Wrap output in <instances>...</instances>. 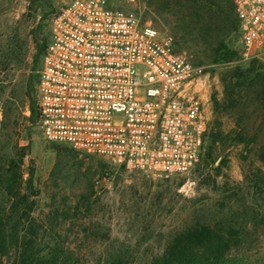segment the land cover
<instances>
[{
    "label": "rangeland",
    "instance_id": "374dc122",
    "mask_svg": "<svg viewBox=\"0 0 264 264\" xmlns=\"http://www.w3.org/2000/svg\"><path fill=\"white\" fill-rule=\"evenodd\" d=\"M69 0H0V215L11 199L6 168L33 169L31 225L9 264H160L168 248L206 231L229 235L220 264H264V60L244 58L230 0H108L168 32L203 81L208 131L195 167L168 178L46 141L30 100L51 13ZM20 46V51L15 50ZM204 256V255H202Z\"/></svg>",
    "mask_w": 264,
    "mask_h": 264
},
{
    "label": "built area",
    "instance_id": "2783aa9c",
    "mask_svg": "<svg viewBox=\"0 0 264 264\" xmlns=\"http://www.w3.org/2000/svg\"><path fill=\"white\" fill-rule=\"evenodd\" d=\"M244 58L264 60V0H230ZM198 69L168 32L108 0H69L48 21L36 83L42 137L129 172L198 163L208 131Z\"/></svg>",
    "mask_w": 264,
    "mask_h": 264
},
{
    "label": "trees",
    "instance_id": "16d2710c",
    "mask_svg": "<svg viewBox=\"0 0 264 264\" xmlns=\"http://www.w3.org/2000/svg\"><path fill=\"white\" fill-rule=\"evenodd\" d=\"M203 0H187L190 3L189 9L191 19L202 24L204 21V10L206 5L201 4ZM46 41L43 46L44 52ZM15 50L19 52L20 46L15 45ZM41 54V55H42ZM6 60L5 55H0V74L3 71ZM31 115L38 118L36 98L30 100L29 104ZM13 161H9L6 168L2 169L5 177V192L11 199L7 210L0 215V257L9 259L11 256L15 257L19 242L23 240H31L37 237L38 232L31 225V212L33 210V201L30 199L32 194V177L33 169L28 170V177L23 180L22 174L13 170ZM206 231H199L191 233L189 240L182 244H175L168 248V254L163 258L160 264H220L223 260L224 254L228 248L227 240L229 235H215L212 233L205 234ZM19 246V247H18ZM112 253L108 255L101 264H130L125 260L121 252ZM204 255V256H202ZM0 264H9L1 262Z\"/></svg>",
    "mask_w": 264,
    "mask_h": 264
}]
</instances>
